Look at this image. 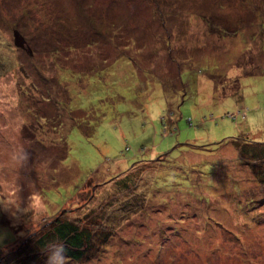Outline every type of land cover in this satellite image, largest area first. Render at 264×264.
Listing matches in <instances>:
<instances>
[{
    "label": "rangeland",
    "instance_id": "374dc122",
    "mask_svg": "<svg viewBox=\"0 0 264 264\" xmlns=\"http://www.w3.org/2000/svg\"><path fill=\"white\" fill-rule=\"evenodd\" d=\"M255 150L264 0H0V264L59 218L67 264H264Z\"/></svg>",
    "mask_w": 264,
    "mask_h": 264
},
{
    "label": "trees",
    "instance_id": "16d2710c",
    "mask_svg": "<svg viewBox=\"0 0 264 264\" xmlns=\"http://www.w3.org/2000/svg\"><path fill=\"white\" fill-rule=\"evenodd\" d=\"M234 141H238V140L234 139ZM242 143H243L242 147L251 146L252 144L246 140H244ZM245 153L247 155L252 156L255 159L254 161H252L251 159L248 158L249 162L253 163L254 165L255 163L264 164V150L245 151ZM242 154H244V151ZM223 165L227 169L229 168L228 166H226V164ZM253 172L254 171H250L248 173V175L252 177L250 178L252 180L248 181V183L255 181L256 179ZM234 177L236 176L234 175ZM242 187L245 188L246 185L243 184L242 186V183H240L241 191L243 189ZM90 221L91 220L86 221V223L83 226V223H80V221L67 222L59 218L55 221V227L51 232L46 233L45 235L39 236L38 238L27 242L24 245V247L20 248L15 254H11L6 258L3 257V260L5 259L8 264H37L41 259L42 254L47 252L52 246L62 245L63 248L65 249V255L67 259H70L75 262L90 261V257L88 256V253L92 249V238H93L92 231L89 228L93 223ZM112 235L113 232H111V236ZM4 263L5 262L3 261V263L1 264Z\"/></svg>",
    "mask_w": 264,
    "mask_h": 264
},
{
    "label": "clouds",
    "instance_id": "9594fccd",
    "mask_svg": "<svg viewBox=\"0 0 264 264\" xmlns=\"http://www.w3.org/2000/svg\"><path fill=\"white\" fill-rule=\"evenodd\" d=\"M48 264H67L65 249L62 245H54L50 249Z\"/></svg>",
    "mask_w": 264,
    "mask_h": 264
},
{
    "label": "water",
    "instance_id": "95a60500",
    "mask_svg": "<svg viewBox=\"0 0 264 264\" xmlns=\"http://www.w3.org/2000/svg\"><path fill=\"white\" fill-rule=\"evenodd\" d=\"M14 37H15V44L17 47L26 48V40L24 39V37L20 34V32L18 30L14 31ZM28 52L30 54H32V51L29 49Z\"/></svg>",
    "mask_w": 264,
    "mask_h": 264
}]
</instances>
